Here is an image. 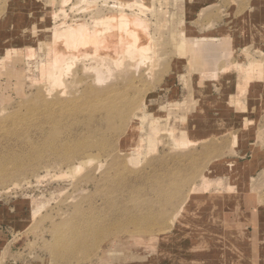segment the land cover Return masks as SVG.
Wrapping results in <instances>:
<instances>
[{"label":"rangeland","instance_id":"obj_1","mask_svg":"<svg viewBox=\"0 0 264 264\" xmlns=\"http://www.w3.org/2000/svg\"><path fill=\"white\" fill-rule=\"evenodd\" d=\"M144 2L0 0V264H264V0ZM121 11L152 48L104 87L127 118L82 62L46 107L54 27Z\"/></svg>","mask_w":264,"mask_h":264},{"label":"bare ground","instance_id":"obj_2","mask_svg":"<svg viewBox=\"0 0 264 264\" xmlns=\"http://www.w3.org/2000/svg\"><path fill=\"white\" fill-rule=\"evenodd\" d=\"M119 2L122 3L121 5L135 3L138 4L140 2L145 3L144 0H119ZM53 17L57 18V15L52 13V18ZM99 20L98 22L95 21V28L93 29H90L89 26H87L83 21L71 25H67L63 22L60 26L54 27L53 32L50 35V44L46 47L48 48L47 53L50 56V61L47 63V65L45 64L44 67H42V72L46 74L48 82L51 84V88L53 90L52 93L55 94L56 91H58V93L56 95L53 94L55 96V100H53L54 102L46 103V107H50L52 110H59L60 107L67 106L69 102H66V100L64 101L60 98L64 97L68 93V86L66 82L68 77L72 74L74 66L77 63L82 62L84 73L93 74L92 78L90 79V83L98 87L97 90L104 91V93L101 91L100 95L96 96H92L90 92L87 93L88 101H85V104L89 109L93 107L95 110H97V107H102V110H104L105 114H107V119L109 121L118 117V115L121 119L124 116L125 120L127 116L123 111V108L125 106L129 107L130 101H128L129 103L126 102L122 105V102L120 103V101L117 100V98L115 99V96H113V90H110L108 87L104 89V87H106L108 81L113 83L112 79L116 77L115 75L118 74V71L122 73V75L128 76V70L131 69V62L136 61L135 65H133L139 67L144 63L146 64V61L150 59L149 52L152 48L151 40L149 39V34H147V28L145 24L147 21L143 20V18L137 14H127L124 11H121L119 14H108L100 21ZM183 35H185V33ZM189 41H193L191 45L193 49L195 48L197 50L196 53L206 56V59L204 58V60L207 62L206 68L208 64L215 66L214 60L215 53L217 52L211 49V46L214 44H212L208 38L193 40L189 37ZM204 50L206 51L205 53H203ZM200 51L202 53H199ZM13 55L15 56L16 54L13 53ZM27 55L29 57V53ZM32 56L34 55H30V57ZM86 62H89V64H86ZM206 73L209 72L206 71ZM100 87H103V89ZM126 97L123 98L126 99ZM102 98H104V101ZM119 103L121 106H119ZM141 110H143V107ZM56 111H46L47 113L51 114L48 116V118L52 119L54 117L53 114L56 113ZM139 113L140 112H138V115L135 117V119L139 118L137 120L140 121L143 120L144 117L143 112L140 114ZM132 120H134V117ZM134 130L135 129L131 127V131ZM182 136L184 135L182 134ZM142 137L141 145L136 149L137 151H141L140 149L143 145ZM190 137L191 135L185 134V136L180 138L178 142H182L184 144L188 143V145L194 143L196 140H192Z\"/></svg>","mask_w":264,"mask_h":264},{"label":"crops","instance_id":"obj_3","mask_svg":"<svg viewBox=\"0 0 264 264\" xmlns=\"http://www.w3.org/2000/svg\"><path fill=\"white\" fill-rule=\"evenodd\" d=\"M181 143H182V142H180V144H181ZM192 193H194V192L192 191L191 194H192ZM191 194H190V195H191Z\"/></svg>","mask_w":264,"mask_h":264}]
</instances>
